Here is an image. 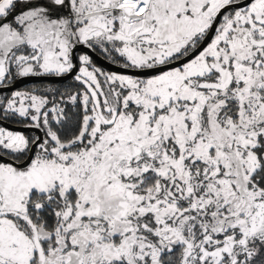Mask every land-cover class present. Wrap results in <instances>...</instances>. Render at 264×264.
<instances>
[{"label":"snow or ice","instance_id":"obj_1","mask_svg":"<svg viewBox=\"0 0 264 264\" xmlns=\"http://www.w3.org/2000/svg\"><path fill=\"white\" fill-rule=\"evenodd\" d=\"M74 72L0 96V264H264V0H0V90Z\"/></svg>","mask_w":264,"mask_h":264},{"label":"flooded vegetation","instance_id":"obj_2","mask_svg":"<svg viewBox=\"0 0 264 264\" xmlns=\"http://www.w3.org/2000/svg\"><path fill=\"white\" fill-rule=\"evenodd\" d=\"M80 50H77V54L79 53ZM106 70H111L108 68H105ZM76 73H72L71 76H69L68 78L64 79V80H49V79H38V80H30V81H25L22 82L21 84H19L18 86L12 88V89H6L3 91H0V96H8L11 95V91L13 89L16 90H21V89H30V88H59L61 92L65 91V89L71 88L72 90H75L76 88L79 87V84L77 82L74 81V75ZM7 123H10L12 125H16L14 123H12L11 121H8ZM21 127H25L24 129H15L12 128L14 130L17 131H21L22 133L26 134V135H42V132L40 130H37L33 127H29L26 125H19ZM8 127V126H7ZM10 128V127H9Z\"/></svg>","mask_w":264,"mask_h":264},{"label":"water","instance_id":"obj_3","mask_svg":"<svg viewBox=\"0 0 264 264\" xmlns=\"http://www.w3.org/2000/svg\"><path fill=\"white\" fill-rule=\"evenodd\" d=\"M79 50V49H78ZM99 64H102L104 66V68H108V69H111V70H116L115 69V66L113 65H110L108 64L107 62H105L104 60H99L98 61ZM69 76H71V74L67 75L66 78H68ZM64 78V79H66ZM40 80L41 78L40 77H24V78H17L16 82L9 88H4L0 91H3V90H6V89H12L16 86H18L19 84H21L22 82H25V81H30V80ZM64 79H59V78H49V80H54V81H57V80H64ZM6 126L10 127V128H15V129H24L25 127H21L19 125H12L10 123H6Z\"/></svg>","mask_w":264,"mask_h":264},{"label":"rangeland","instance_id":"obj_4","mask_svg":"<svg viewBox=\"0 0 264 264\" xmlns=\"http://www.w3.org/2000/svg\"><path fill=\"white\" fill-rule=\"evenodd\" d=\"M9 19H11V17H9ZM14 90H16V89H13L12 91H14ZM12 91H11V92H12Z\"/></svg>","mask_w":264,"mask_h":264}]
</instances>
